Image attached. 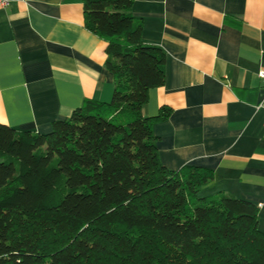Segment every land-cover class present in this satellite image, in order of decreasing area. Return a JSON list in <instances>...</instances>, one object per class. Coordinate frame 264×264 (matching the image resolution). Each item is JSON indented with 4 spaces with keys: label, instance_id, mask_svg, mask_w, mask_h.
<instances>
[{
    "label": "trees",
    "instance_id": "16d2710c",
    "mask_svg": "<svg viewBox=\"0 0 264 264\" xmlns=\"http://www.w3.org/2000/svg\"><path fill=\"white\" fill-rule=\"evenodd\" d=\"M134 0H83L108 42L109 102L86 99L49 132L0 123V264H264L253 201L203 194L211 169L160 159L155 117L166 52L145 44Z\"/></svg>",
    "mask_w": 264,
    "mask_h": 264
},
{
    "label": "crops",
    "instance_id": "0c3cea01",
    "mask_svg": "<svg viewBox=\"0 0 264 264\" xmlns=\"http://www.w3.org/2000/svg\"><path fill=\"white\" fill-rule=\"evenodd\" d=\"M131 11L167 57L142 108L169 112L153 124L161 163L211 169L203 194L253 201L264 231V0H134ZM107 45L83 0L0 6V123L46 133L86 99L109 102Z\"/></svg>",
    "mask_w": 264,
    "mask_h": 264
},
{
    "label": "built area",
    "instance_id": "2783aa9c",
    "mask_svg": "<svg viewBox=\"0 0 264 264\" xmlns=\"http://www.w3.org/2000/svg\"><path fill=\"white\" fill-rule=\"evenodd\" d=\"M12 0H0L1 7H7L11 4ZM259 75L264 78V71H260ZM258 107H264V97L262 101L259 103Z\"/></svg>",
    "mask_w": 264,
    "mask_h": 264
}]
</instances>
